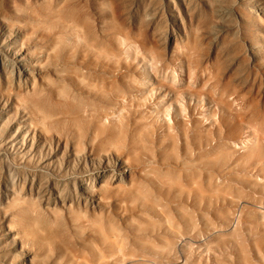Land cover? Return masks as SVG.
Segmentation results:
<instances>
[{
    "label": "rangeland",
    "instance_id": "374dc122",
    "mask_svg": "<svg viewBox=\"0 0 264 264\" xmlns=\"http://www.w3.org/2000/svg\"><path fill=\"white\" fill-rule=\"evenodd\" d=\"M0 264H264V0H0Z\"/></svg>",
    "mask_w": 264,
    "mask_h": 264
}]
</instances>
